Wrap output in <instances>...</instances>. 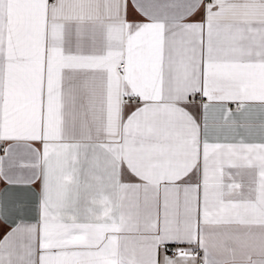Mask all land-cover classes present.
Masks as SVG:
<instances>
[{
    "label": "snow or ice",
    "instance_id": "6c2138e0",
    "mask_svg": "<svg viewBox=\"0 0 264 264\" xmlns=\"http://www.w3.org/2000/svg\"><path fill=\"white\" fill-rule=\"evenodd\" d=\"M0 264H264V0H0Z\"/></svg>",
    "mask_w": 264,
    "mask_h": 264
}]
</instances>
